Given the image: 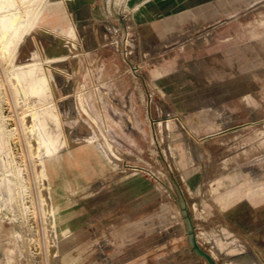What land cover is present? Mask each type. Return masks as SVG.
<instances>
[{"label": "rangeland", "instance_id": "374dc122", "mask_svg": "<svg viewBox=\"0 0 264 264\" xmlns=\"http://www.w3.org/2000/svg\"><path fill=\"white\" fill-rule=\"evenodd\" d=\"M3 4L0 264H264V0Z\"/></svg>", "mask_w": 264, "mask_h": 264}, {"label": "bare ground", "instance_id": "6f19581e", "mask_svg": "<svg viewBox=\"0 0 264 264\" xmlns=\"http://www.w3.org/2000/svg\"><path fill=\"white\" fill-rule=\"evenodd\" d=\"M4 2L5 0H0L1 11H4V8L7 6L3 4ZM14 20L15 16L7 17L6 14L0 15L1 35L6 33L8 29L11 28ZM15 78L20 83H26L29 94L39 96L44 94L42 85L43 79L35 65H31L26 70L16 73ZM44 112L45 111L41 112V114L35 115L36 122L33 123L31 131L34 134L38 145L42 148L43 154L49 156L58 151L59 148L65 144V142L60 139L57 128L51 125L49 115ZM2 191L3 188L0 187V195L2 194ZM214 250L209 252L210 255L215 258L217 256V252L215 253Z\"/></svg>", "mask_w": 264, "mask_h": 264}, {"label": "water", "instance_id": "95a60500", "mask_svg": "<svg viewBox=\"0 0 264 264\" xmlns=\"http://www.w3.org/2000/svg\"><path fill=\"white\" fill-rule=\"evenodd\" d=\"M190 240H191V244H192V247H193V250L195 251V253L204 257L208 261L209 264H214L211 256L208 253L201 250L200 247L196 244V241H195L193 235H191Z\"/></svg>", "mask_w": 264, "mask_h": 264}]
</instances>
